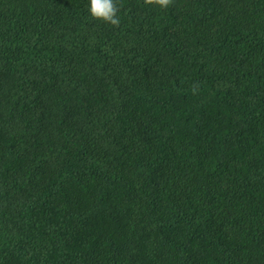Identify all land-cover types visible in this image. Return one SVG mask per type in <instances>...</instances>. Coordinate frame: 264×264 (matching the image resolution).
<instances>
[{"label":"trees","instance_id":"obj_1","mask_svg":"<svg viewBox=\"0 0 264 264\" xmlns=\"http://www.w3.org/2000/svg\"><path fill=\"white\" fill-rule=\"evenodd\" d=\"M0 0V264H264V0Z\"/></svg>","mask_w":264,"mask_h":264},{"label":"clouds","instance_id":"obj_2","mask_svg":"<svg viewBox=\"0 0 264 264\" xmlns=\"http://www.w3.org/2000/svg\"><path fill=\"white\" fill-rule=\"evenodd\" d=\"M144 4L167 9L173 4V0H144ZM119 11L116 0H90L88 7V12L92 19L101 20L113 27H119L120 25Z\"/></svg>","mask_w":264,"mask_h":264}]
</instances>
